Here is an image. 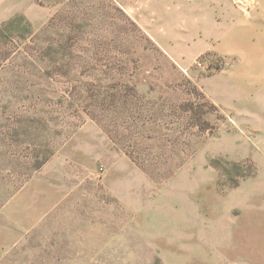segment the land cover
<instances>
[{
  "label": "rangeland",
  "instance_id": "374dc122",
  "mask_svg": "<svg viewBox=\"0 0 264 264\" xmlns=\"http://www.w3.org/2000/svg\"><path fill=\"white\" fill-rule=\"evenodd\" d=\"M234 4L2 6L0 264H264V72L191 52Z\"/></svg>",
  "mask_w": 264,
  "mask_h": 264
},
{
  "label": "crops",
  "instance_id": "0c3cea01",
  "mask_svg": "<svg viewBox=\"0 0 264 264\" xmlns=\"http://www.w3.org/2000/svg\"><path fill=\"white\" fill-rule=\"evenodd\" d=\"M7 1L0 0V20L6 18L5 14L10 10L9 6L2 8L7 6ZM234 2L231 7L217 12V41L201 48L195 43L198 49H191V52L194 55L210 51L233 63L227 72L236 81L243 82L247 90H251L250 87L262 82L264 72V0ZM177 41L182 46L191 44V40L181 33Z\"/></svg>",
  "mask_w": 264,
  "mask_h": 264
},
{
  "label": "trees",
  "instance_id": "16d2710c",
  "mask_svg": "<svg viewBox=\"0 0 264 264\" xmlns=\"http://www.w3.org/2000/svg\"><path fill=\"white\" fill-rule=\"evenodd\" d=\"M237 185V183L236 184H233L232 186H236Z\"/></svg>",
  "mask_w": 264,
  "mask_h": 264
}]
</instances>
